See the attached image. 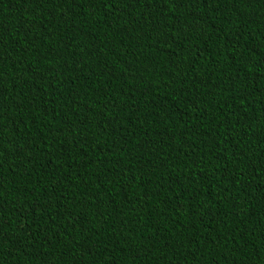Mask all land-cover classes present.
<instances>
[{
	"label": "trees",
	"instance_id": "1",
	"mask_svg": "<svg viewBox=\"0 0 264 264\" xmlns=\"http://www.w3.org/2000/svg\"><path fill=\"white\" fill-rule=\"evenodd\" d=\"M0 264H264V0H0Z\"/></svg>",
	"mask_w": 264,
	"mask_h": 264
}]
</instances>
